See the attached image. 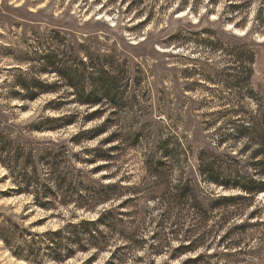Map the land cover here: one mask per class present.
<instances>
[{"label": "rangeland", "instance_id": "374dc122", "mask_svg": "<svg viewBox=\"0 0 264 264\" xmlns=\"http://www.w3.org/2000/svg\"><path fill=\"white\" fill-rule=\"evenodd\" d=\"M263 5L262 0H0V157L41 149L44 174L48 148L78 152L116 144L111 167L118 166L121 185L140 179L137 191L156 197L161 190L146 168L169 140L182 150L180 161L161 178L163 185L170 190L182 176L192 195H211L215 186L197 172L200 157L234 153L240 143L232 136L264 134ZM72 69L80 86L101 98L103 87L95 77L113 80L109 113L85 118L96 106L76 103V93L57 72ZM62 113L73 114L75 122L55 130L36 128ZM101 125L106 131L96 136L84 131ZM187 143L193 144L192 153ZM16 167L8 171L0 163V264H109V251L92 257V250L81 251L61 261L48 255L25 260L9 251L2 237L6 215L42 231L64 222L71 208L46 210L34 205L31 195L13 192ZM137 200L157 210L152 200ZM261 207L264 216V202ZM252 230L251 246L241 250H180L173 238L165 252H155L147 263L144 255L139 263L264 264V224ZM254 245L258 252L253 253Z\"/></svg>", "mask_w": 264, "mask_h": 264}, {"label": "trees", "instance_id": "16d2710c", "mask_svg": "<svg viewBox=\"0 0 264 264\" xmlns=\"http://www.w3.org/2000/svg\"><path fill=\"white\" fill-rule=\"evenodd\" d=\"M249 59L254 60V53ZM57 72L76 93V103L96 106L85 114L86 119L110 112L113 80L95 77L96 84L103 87L104 97L101 98L94 91H86L80 86L74 69ZM48 117L47 125L38 122L36 128L55 130L75 122L71 113ZM102 126L84 131L92 132L90 137H93L106 131ZM232 137L240 143L234 153L222 155L210 151L209 157L201 156L197 164V172L215 186L209 196L203 193L192 195L188 178L180 180L182 176L170 190L163 185L161 178L170 172L173 162L180 161L182 150L178 143L169 140L163 142L160 156L150 159L146 168L148 175L155 179V186L161 190V196L156 197L137 191L140 179L132 186L121 185L123 181L117 174L118 166L111 167L117 162L119 146L116 144H108L105 149L95 145L78 152H72L70 147L48 148L44 152L49 161L44 172L46 178L41 176L44 175L40 168L41 149L19 150L0 157V163L8 171L13 165L17 166L18 171L13 173V192L31 195V202L46 210L71 207L64 222L59 224L58 221L57 227L42 231H32L30 225L25 226L22 221L6 215L2 230L4 242L20 259L37 260L48 255L61 261L77 252L92 250L90 257L109 251L106 261L109 264H141L144 255L147 259L143 262H150L155 252L167 250L173 238L179 242L180 250L185 247L208 249L209 246L241 250L251 246L252 228L256 223L264 224L261 207L264 202V134ZM217 142L219 145L223 141ZM185 146L192 153L193 144ZM79 163L94 165L85 170L82 166L77 167ZM102 169L105 172L100 176H91ZM139 196L157 203L154 208L157 210L152 211L137 203ZM164 199L179 203L164 204ZM189 206L191 212L187 211ZM210 209L213 220L209 222ZM85 212L96 214L94 217H80L78 214ZM54 215L63 218L60 212ZM169 221L168 229L163 230ZM259 248L254 245L253 253ZM139 250L143 255H135Z\"/></svg>", "mask_w": 264, "mask_h": 264}]
</instances>
